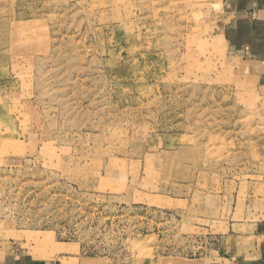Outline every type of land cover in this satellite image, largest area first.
<instances>
[{"label":"rangeland","instance_id":"obj_1","mask_svg":"<svg viewBox=\"0 0 264 264\" xmlns=\"http://www.w3.org/2000/svg\"><path fill=\"white\" fill-rule=\"evenodd\" d=\"M200 6L0 0V247L224 252L220 222L264 203V100L219 67Z\"/></svg>","mask_w":264,"mask_h":264},{"label":"crops","instance_id":"obj_2","mask_svg":"<svg viewBox=\"0 0 264 264\" xmlns=\"http://www.w3.org/2000/svg\"><path fill=\"white\" fill-rule=\"evenodd\" d=\"M205 3L209 5V0ZM201 6L196 10L204 9V17L208 19L205 26L208 45L212 55L216 56L215 60L219 61V67L225 68L235 82L249 80L253 92L264 100V0H225L224 15H209L208 9ZM262 193L264 195V191ZM240 208L242 214L237 218L234 216L239 209L233 207L229 218L220 222L225 229L221 233L224 252L213 251L207 257L169 263L264 264V203L257 205L256 209L251 205ZM18 240L27 245L25 238ZM46 254V257L37 258L29 254L27 248L22 250L10 244L0 247V264H107L101 258L80 256L79 249L70 244L51 243Z\"/></svg>","mask_w":264,"mask_h":264},{"label":"clouds","instance_id":"obj_3","mask_svg":"<svg viewBox=\"0 0 264 264\" xmlns=\"http://www.w3.org/2000/svg\"><path fill=\"white\" fill-rule=\"evenodd\" d=\"M225 0H209L208 14L216 13L218 15H224ZM200 18H204L203 12L199 13Z\"/></svg>","mask_w":264,"mask_h":264}]
</instances>
